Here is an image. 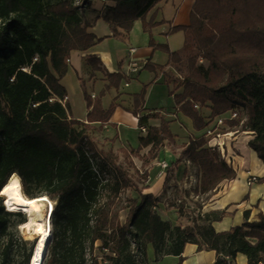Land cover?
<instances>
[{"label":"trees","instance_id":"obj_1","mask_svg":"<svg viewBox=\"0 0 264 264\" xmlns=\"http://www.w3.org/2000/svg\"><path fill=\"white\" fill-rule=\"evenodd\" d=\"M108 1L111 4L94 23L102 19L111 26L109 37L125 40L134 23L142 21L150 46L167 53L169 65L179 74L168 77V84H176L169 95L177 111L192 120L194 130L203 132L215 119L236 114L224 124L237 133H252L248 146L264 164V0H195L190 23L168 33H185L184 46L177 52L154 40L152 29L165 22L147 21L162 0ZM77 8L69 0L48 4L0 0V191L16 174L28 198L55 202L54 232L43 264H149V246L156 261L172 255L182 264L187 244L215 251L212 264H234L238 254L249 264L263 263V213L250 222L246 212L244 224L224 232L213 226L223 220V211L205 213L193 219V225H173L156 211L159 198L144 193L145 186L139 188L149 179L160 152L176 146L170 121L161 112L144 109L147 87L134 96L132 112L147 133L139 148H121L124 163L92 136V124H109L118 107L115 102L104 110L101 99L107 90L119 87L124 75L104 72L109 83L100 96L85 94L87 123L69 118L70 107L64 103L68 93L61 81L71 52L87 51L107 38L91 33L88 21H66L75 17ZM89 61L94 71H103L99 59ZM144 69L157 73L165 67L148 61ZM179 89L182 92L177 93ZM203 108L211 111L209 122L200 112ZM151 120L161 123L151 126ZM146 148L148 154L141 155ZM134 156L142 161L143 171L135 166ZM182 158L199 170L195 193L206 201L222 182L237 177L222 152L209 146L206 134L191 138ZM125 164L135 170L137 179ZM263 182L264 178L257 179L258 184ZM129 190L138 198L124 200ZM176 208L179 217L187 215L185 204ZM11 215L0 204V217Z\"/></svg>","mask_w":264,"mask_h":264},{"label":"crops","instance_id":"obj_2","mask_svg":"<svg viewBox=\"0 0 264 264\" xmlns=\"http://www.w3.org/2000/svg\"><path fill=\"white\" fill-rule=\"evenodd\" d=\"M194 3L195 0H162L149 13L147 21L154 18L155 23L165 22L152 29L157 44L167 45L171 52H177L183 48L185 33L183 31L174 34L168 33L173 27L186 26L190 23ZM91 23L92 28L89 30L91 33L97 38H107L93 45L87 51L71 52L69 70L61 81L68 93V97L64 101L70 107L68 116L87 123L89 109L85 94L96 99L109 83L104 72L120 73L125 76V79L118 88L112 87L107 90L101 99L104 110H108L115 102L118 107L109 124L104 126L99 122L92 124L95 128L92 136L102 142L104 140L111 141L110 148L137 149L140 146L141 136L145 135L147 130H142L138 118L132 113L135 107L134 96L140 94L143 88L147 87L144 109L146 112H161L164 119L170 121L171 131L176 136V149L172 151L170 146H166L160 152L159 158L149 170L150 176L144 193H150L159 198L156 211L163 220L176 225L180 219L178 212L176 209H168L162 196L167 191L168 184L176 183L186 186L188 180L192 178V173L197 168L187 164L184 158L180 159V151L189 144L191 138L205 135L209 133V129L207 128L203 132L195 131L192 120L177 111L174 98L169 95L173 90V84L167 82L168 77H176L177 71L169 65V55L150 46L149 34L144 32L141 20L134 23L128 40L125 42L109 37L112 34L111 26L105 24L102 19ZM131 47L136 49L133 54L129 52ZM89 57L99 59L101 62L99 66L103 71H94ZM148 61L157 66H164V71L154 73L145 70L144 66ZM132 62L139 64L141 70L137 74L127 77L126 74L129 73ZM180 92L182 89L177 91V93ZM200 112L209 122L211 111L208 108H203ZM233 116L237 117L236 114L227 113L212 123L213 128L224 130L220 138L224 143V156L225 158L227 156V162L228 160L233 161V168L237 172L236 179L222 182L205 204V212H225L223 220L213 224L217 232H224L244 224L246 212H250V222L257 220L260 213L264 214V182L251 186L248 184L251 177L264 178V164L248 146L249 141L254 138L252 133H237L224 124V120L233 119ZM160 123V120L150 121L151 126H159ZM173 124L178 125V131H173ZM148 152L149 148H146L142 150L141 154L147 155ZM160 162H167L171 166L163 176H159L163 171L159 165ZM198 174H196L197 177H199ZM147 255L149 264H179L180 262L179 257L172 255L156 261L152 246L148 247ZM182 256L184 258L182 264H212L217 259L215 251H200L195 244H187ZM234 264L249 263L245 255L238 254Z\"/></svg>","mask_w":264,"mask_h":264},{"label":"rangeland","instance_id":"obj_3","mask_svg":"<svg viewBox=\"0 0 264 264\" xmlns=\"http://www.w3.org/2000/svg\"><path fill=\"white\" fill-rule=\"evenodd\" d=\"M64 0H42L44 4L48 3H57ZM72 2L75 6H77V12L75 17L67 18L66 21L72 22L75 20H81V21H88V22H94L96 18L103 13L104 6L111 4L108 0H88L87 2H84L83 0H69ZM102 24V23H101ZM105 24H107L105 22ZM116 39V38H115ZM119 40V39H117ZM128 40V37L125 40H119L121 42H125ZM164 54H167L163 52ZM168 55V54H167ZM140 66V65H139ZM185 68V65H184ZM175 77V76H174ZM179 77V74L177 73L176 78ZM70 82V81H68ZM176 88V84H173V89ZM160 116L164 118L163 114L160 113ZM233 118H237L234 117ZM212 123L208 126L209 133L206 134V137L212 139L217 134L224 133L223 129L219 128H213ZM173 131H178V125L173 124ZM93 135V134H92ZM94 140L102 146V148L105 151L112 150L114 153L118 154L120 156V162L124 163V156L123 153L120 151L121 149H115L110 148L111 141L104 140L103 142L100 141L97 137H94ZM220 140V138L218 139ZM221 141V140H220ZM107 143V146H105ZM110 143V145H109ZM171 147L172 151H175V148ZM182 151H180V158L182 157ZM142 153V152H141ZM142 155V154H141ZM227 159V156H226ZM135 166L143 171L142 168V161L137 158H132ZM161 163V162H160ZM159 163V165H160ZM167 163V162H166ZM168 164V163H167ZM231 166L234 167L233 161L231 163L228 162ZM126 168L129 169L130 173L134 176L135 179H137V174L133 168L125 164ZM171 167V166H170ZM169 167V168H170ZM198 169L192 173V178L188 180V183L186 186L177 185L176 183H170L167 185V191L164 192L162 199H164L165 205L168 209H176V206L180 204L186 205V216L179 217V222L176 225H193V219H197L200 216L203 217L206 209H205V196L202 194L195 193V188L199 186V178L200 173L198 174L199 177H197ZM197 180V183L195 184L194 180ZM148 184V180L145 183H140L139 188L142 189L144 186ZM128 198H138V193H136L133 190H129L126 193L123 194V199L127 200ZM55 207V202L52 201ZM0 204L3 206L4 210L7 211V207L5 206L4 197L1 196L0 191ZM9 212V211H8ZM13 215L8 217H0V264H29V262H26V258L28 255L32 254V249H34L35 243L37 241V238L31 234L27 233V230L24 229V224L28 222L29 216L28 214H25L23 212H11ZM127 212L123 211L121 213V221L124 222L126 219ZM3 218V219H1ZM53 217H52V236H53ZM9 244H12L13 246L7 251V246ZM31 256V255H30Z\"/></svg>","mask_w":264,"mask_h":264},{"label":"bare ground","instance_id":"obj_4","mask_svg":"<svg viewBox=\"0 0 264 264\" xmlns=\"http://www.w3.org/2000/svg\"><path fill=\"white\" fill-rule=\"evenodd\" d=\"M1 196L4 197L7 211L28 214L29 220L23 227L28 234L37 238L30 264H43L52 240L53 202L47 197L28 198L16 174L2 188Z\"/></svg>","mask_w":264,"mask_h":264},{"label":"built area","instance_id":"obj_5","mask_svg":"<svg viewBox=\"0 0 264 264\" xmlns=\"http://www.w3.org/2000/svg\"><path fill=\"white\" fill-rule=\"evenodd\" d=\"M135 51H136L135 48H132V47L129 48L130 54H133ZM140 70H141V67L139 66V64H137L136 62H132V64L130 65L129 73L126 74V75H127V77H130V75L137 74ZM128 83H127V85H128ZM141 128H142L143 131H146V128H144V127H141ZM219 138H221V134H217L215 137L210 139L209 140V146L219 149L222 152L223 156H224V143L221 142L220 140H218ZM228 162L231 163V161H229V160H228ZM187 164L190 165V162L187 161ZM160 167L162 168L163 171L160 173L159 176H163L164 173L167 172V170L169 169L170 165L167 164L166 162H161L160 163ZM194 181H195V184H196L197 180L195 179ZM255 183H257V178L256 177H251L249 182H248V184L251 186V185H253ZM260 264H264V262L260 263Z\"/></svg>","mask_w":264,"mask_h":264},{"label":"water","instance_id":"obj_6","mask_svg":"<svg viewBox=\"0 0 264 264\" xmlns=\"http://www.w3.org/2000/svg\"><path fill=\"white\" fill-rule=\"evenodd\" d=\"M37 242V241H36ZM35 246H36V243H35ZM35 246H34V249H35ZM34 249H33V251H34ZM32 254H33V252H32ZM32 254H31V256H32ZM31 256H30V259H31ZM30 259H29V264H30ZM44 263V262H43Z\"/></svg>","mask_w":264,"mask_h":264}]
</instances>
